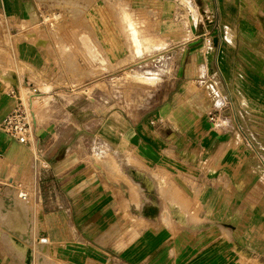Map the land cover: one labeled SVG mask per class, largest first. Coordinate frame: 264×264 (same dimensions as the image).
Returning <instances> with one entry per match:
<instances>
[{"label":"crops","instance_id":"crops-1","mask_svg":"<svg viewBox=\"0 0 264 264\" xmlns=\"http://www.w3.org/2000/svg\"><path fill=\"white\" fill-rule=\"evenodd\" d=\"M67 1L36 25L39 0H0V124L36 108L28 144L0 130V264L28 224L60 264H264V0ZM128 63L150 84L109 102Z\"/></svg>","mask_w":264,"mask_h":264},{"label":"rangeland","instance_id":"rangeland-1","mask_svg":"<svg viewBox=\"0 0 264 264\" xmlns=\"http://www.w3.org/2000/svg\"><path fill=\"white\" fill-rule=\"evenodd\" d=\"M92 1V0H91ZM116 2L117 0H103L104 7L107 12V16L110 17L113 21V14L115 13V7H116ZM39 7V10L42 11V14H39L36 16L37 23L35 20L32 22L33 28L30 31L26 32V37L29 39H39L40 34L36 32L37 27L36 25H39V23H46L47 25H54L55 23L58 22H65V9L66 6H70L71 4L67 0H39L37 3ZM118 15V14H117ZM34 19V17H33ZM128 22V23H127ZM126 22V26L129 28V21ZM36 23V25L34 24ZM127 28V32H124L125 37L128 40L127 33L129 29ZM35 29V30H34ZM41 33H46L45 31H41ZM48 34V33H47ZM154 66H156V61L153 63ZM107 69L113 70V66L107 63ZM142 70L139 71L138 68L132 67L129 65H123L122 68V77L114 80L113 79V72H111L110 75H108L110 72H107V78L105 80L106 86L104 87V90L106 92V98L109 100V102H113L116 96V99L121 98L122 102H129L131 98H136V91L137 89H140L139 86L144 85V84H150V82L147 81H142L138 79V76H142L141 73ZM92 74V73H91ZM119 75V74H118ZM145 75V74H144ZM85 88V89H84ZM96 89L97 86L90 83L88 86H85L83 88H80L81 94H90L92 90ZM83 90V91H82ZM83 92V93H82ZM95 92V90H94ZM94 92L92 94H94ZM121 94V96H120ZM134 94V95H133ZM41 105V103H40ZM36 111V108H34ZM10 187L14 190L13 192L17 195L24 194L26 198H30L32 202L34 203V197H35V191H34V184L33 182L28 181V183H23V182H16L15 184H12ZM19 197V196H18ZM13 198V197H12ZM17 198V197H16ZM20 199H23L19 197ZM9 199V198H8ZM64 202V201H63ZM35 211H39L40 207H36L34 205ZM46 210H52L55 209L53 207H46ZM61 210H64L65 208H60ZM36 212V213H37ZM32 224H28L30 227L29 229V235L30 239L27 240V248H28V253L27 256H25V249L21 247V249L24 251V254L21 255L22 261L20 262L21 264H25V261L27 262L26 264H58L59 261L57 260V257L59 256L51 254L48 252L47 255L40 256V249L39 246L42 244L40 243V236L37 234L34 236L33 240L31 241L32 238V231L33 227L31 228ZM38 233L40 234L39 230ZM3 236V235H2ZM2 236H0V249L5 246L9 247L12 242H6L5 240L2 239ZM38 237V238H37ZM31 241V243H30ZM76 242L80 243L81 239L75 240ZM16 243V240H15ZM30 243V244H29ZM3 248V251L5 254H8L7 248ZM2 250V249H1ZM22 254V253H20ZM4 261L6 264H16L13 260L14 257L12 255H6L3 257ZM9 260V261H8ZM3 261V262H4ZM9 262V263H8ZM23 262V263H22ZM60 264V263H59Z\"/></svg>","mask_w":264,"mask_h":264},{"label":"built area","instance_id":"built-area-1","mask_svg":"<svg viewBox=\"0 0 264 264\" xmlns=\"http://www.w3.org/2000/svg\"><path fill=\"white\" fill-rule=\"evenodd\" d=\"M34 110L31 99H17L12 110L0 124V130L18 144H28L33 133ZM27 199L24 194L19 195ZM42 245L48 244V239L41 238Z\"/></svg>","mask_w":264,"mask_h":264},{"label":"bare ground","instance_id":"bare-ground-1","mask_svg":"<svg viewBox=\"0 0 264 264\" xmlns=\"http://www.w3.org/2000/svg\"><path fill=\"white\" fill-rule=\"evenodd\" d=\"M127 34H128V37H129L130 36V31H128ZM18 196H16V197L19 198L20 196L19 197ZM8 197H10V196H8ZM13 200H14L13 198H9V199H2V201H1V205H2L3 210H7L8 214H11L12 212H16L17 208L14 207V205H16V204L12 202ZM20 200L24 201L26 199H20Z\"/></svg>","mask_w":264,"mask_h":264}]
</instances>
